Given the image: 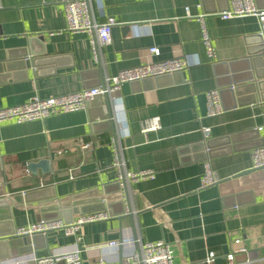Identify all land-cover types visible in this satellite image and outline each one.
<instances>
[{"label": "crops", "instance_id": "1", "mask_svg": "<svg viewBox=\"0 0 264 264\" xmlns=\"http://www.w3.org/2000/svg\"><path fill=\"white\" fill-rule=\"evenodd\" d=\"M229 4L230 0H103V13L96 9V20L104 23L112 18L116 24L112 44L103 49L98 64L88 35L67 30L58 0H0V109L24 104L35 95L49 98L89 89L100 79L149 62L152 47L161 49L154 60L188 57L194 64L182 74L124 84L111 102L113 128L98 118L91 121V114H103L101 107L0 126L4 174L0 200L10 206L0 207L3 225L8 216L16 229L39 221L41 208L53 205L61 210L53 209L50 215L63 208L105 207L63 215L60 219L68 223L98 212L111 216L83 225L78 237L50 232L32 252L2 246L0 264H35L32 257L77 248L86 264H94L101 255L115 258L132 251L131 244L99 248L125 239L165 241L172 246L175 264H206L209 253L214 264H228L227 255L233 252L236 264H264V171L235 178L253 169L252 151L264 143V100H256L251 87L254 68L249 57L264 55V41L257 17H220ZM263 4L258 0L260 8ZM202 20L216 50L214 60L203 43ZM26 53L34 60L29 66L21 64ZM216 89L224 91L225 113L207 118L206 94ZM154 118L160 119L161 129L146 132ZM204 127L211 129L207 158L200 147ZM114 138L125 169L154 171L155 179L127 183L121 191L105 194L104 187L119 178L113 167ZM87 142H93V148L84 154L81 145ZM41 161L51 168L43 178L44 189L52 192L23 202L17 198L22 192L40 190L37 177L34 186L28 184L25 169ZM206 161L218 182L202 187ZM122 201L126 206L129 202L132 216L120 219L108 205ZM114 210L121 211V205ZM239 238L247 253H239L240 246L233 244ZM23 240L28 245L32 237Z\"/></svg>", "mask_w": 264, "mask_h": 264}, {"label": "built area", "instance_id": "2", "mask_svg": "<svg viewBox=\"0 0 264 264\" xmlns=\"http://www.w3.org/2000/svg\"><path fill=\"white\" fill-rule=\"evenodd\" d=\"M63 6L67 30L71 33H85L90 39L93 60L100 64L102 60L103 49L112 44V29L116 24L114 19L109 18L104 23H99L96 20L95 10L97 9L101 14L104 10L103 0H58ZM189 12V9L187 10ZM254 16L257 17L261 25V35L264 41V8H260L256 0H230L229 9L220 13L223 20H230L234 18ZM202 34L203 43L206 47L207 55L210 59L216 58V50L212 44V39L208 33L206 25L202 20ZM151 60L147 63L139 65L131 69L120 71L113 77H105L102 84L95 88L83 89L79 92L58 96L42 98L35 95L26 103L0 109V126L5 123H14L17 125L31 123L35 121H45L46 119L63 114H71L88 109L95 97L103 96L109 97L114 104L116 95L121 91V88L126 83H140L149 78H160L171 76L178 73H183L189 70L194 64L188 57L175 58L169 60H154L161 56V49L152 47L149 50ZM207 98V118L218 117L225 113V107L222 99V92L219 89L209 91L206 94ZM161 129L160 119L154 118L149 121L145 127V131H158ZM204 141L209 140L211 136L210 128H202ZM117 137V136H116ZM117 138H114L111 146L114 151L113 167L118 170V183L121 187L131 182L140 180L155 179V172L150 170H143L139 172H129L125 169V162L123 161L118 148ZM93 148V142L83 143L81 150L84 154L88 153ZM209 152V150H206ZM252 168L264 171V146L258 147L252 151ZM51 172L42 169L32 171L27 167L25 169L24 178L28 180L30 186H34V177L39 179L37 189H44L43 176ZM73 179V176L70 177ZM218 182L214 171L211 167L210 161L205 163V171L202 177V187L213 186ZM27 192H22L24 196ZM7 194L6 197H10ZM111 216L104 212H98L89 215H82L76 220L68 223L63 219L57 220H39L31 222L26 226L16 229L15 235L17 237H33L34 235L47 236L53 231H64L66 236L78 237L81 227L85 224L105 221ZM80 240V238H77ZM242 239H235L234 245H239V253H247L248 250L241 246ZM132 245V251L122 252L117 254L115 258H110L108 255H101L94 264H175L174 252L172 246L165 241L143 243L139 239H125L122 241H112L101 245L99 248L119 249L123 245ZM236 252L227 255L228 264L235 263ZM35 264H86L82 257V250L80 248L71 252L50 254L46 257L38 258L32 257ZM215 257L213 253H209L205 263L214 264ZM16 264L19 262L16 261Z\"/></svg>", "mask_w": 264, "mask_h": 264}, {"label": "water", "instance_id": "3", "mask_svg": "<svg viewBox=\"0 0 264 264\" xmlns=\"http://www.w3.org/2000/svg\"><path fill=\"white\" fill-rule=\"evenodd\" d=\"M256 1L258 3V0H256ZM229 6H230V4H229ZM262 6H264V4ZM228 9H229V7H228ZM260 37L262 38V35H260ZM40 38H43V37H40ZM249 57L251 58V61L253 63V68H254V76H252V73H251V80L254 81V84L251 87L254 90V94L256 93V96H255L256 100H264V55H261L259 53H250ZM33 62H34V60H30L29 54L26 53V55L24 56V61L21 64L29 66ZM258 62L262 63L263 66L258 68L260 65V63H258ZM178 74H182V73H178ZM175 75H177V74H175ZM101 84H102V79H100V81L91 88L98 87ZM229 90L233 91V93L234 92L238 93L237 92L238 90H234V87H230ZM221 92L223 93L224 91H221ZM95 107H101L103 109V114H101L100 116H98V115L96 116V115L91 114L92 115L91 121L96 122V118H98L101 122H105L108 126H110V128L111 127L113 128L114 127V120H113L114 119V111H113V105L111 104L110 98L109 97H103V96L95 97L94 100L90 104H88V109L89 110L94 109ZM113 130H115V129H113ZM262 146H264V143H262L261 145H258V147H262ZM200 147L202 148V150L204 152L203 154H204L205 158L209 157L211 154L210 153L211 151H209L207 154L205 153V151L211 149V141L202 142L200 144ZM39 168L44 170L45 172H48L50 169V166H49V163L47 161H41L38 164H32L29 166V169H31L32 171H36ZM255 171H258V169H252V170L245 171V172L237 175L235 178H239L242 176L249 175ZM0 176L2 178L1 182H4L3 172L0 173ZM50 190H51V188H46V189H40L38 191L27 192L24 196L21 194V195L17 196V198H19V200H21L23 202L28 203V202H30L31 197H33L35 195H41L43 193L52 192ZM125 190H126V187H125ZM116 191H121L120 183H118V182L107 185L104 187V193L105 194H111V193L116 192ZM53 198H56V196L55 195L50 196L45 200H50ZM117 204L121 205V211H119V212H116L114 210ZM76 205L74 204V206H76ZM0 207H4L6 210H9L10 206H9V203L7 201L2 199V200H0ZM53 209L56 211H59L60 208L57 205H53L52 207L51 206L42 207L41 208L42 220H57V219L62 218L63 215L72 214V213L81 212L82 214H86V213H90V212H94V211H103V210H105V207H104V205H100V206L97 205V207L94 210L91 208L92 210H90V211H86L85 209H82L81 211H79V209H76V208L72 209L71 207L67 211L66 208H63L62 211L59 213H56V215H50L48 212L53 210ZM108 209H110V212L112 213V215H114V217H117L120 219L123 217H126V216H132L130 213L131 207L129 205V202H127V206L124 204L123 201L120 203H111L108 205ZM10 219H11L10 216L6 217L5 220H7V221H6V224H4V225H3V223L0 222V249L2 248V246H5L8 244V245H11L13 248L19 247L21 253L32 252L34 249L38 248V242L46 239L47 236H43L41 234L34 235L32 237L31 244H28V245L23 244L24 237H17L15 235L16 228L11 223Z\"/></svg>", "mask_w": 264, "mask_h": 264}]
</instances>
